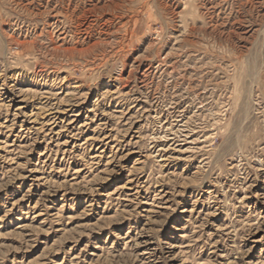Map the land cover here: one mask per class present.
<instances>
[{
    "label": "rangeland",
    "instance_id": "374dc122",
    "mask_svg": "<svg viewBox=\"0 0 264 264\" xmlns=\"http://www.w3.org/2000/svg\"><path fill=\"white\" fill-rule=\"evenodd\" d=\"M0 264H264V0H0Z\"/></svg>",
    "mask_w": 264,
    "mask_h": 264
},
{
    "label": "bare ground",
    "instance_id": "6f19581e",
    "mask_svg": "<svg viewBox=\"0 0 264 264\" xmlns=\"http://www.w3.org/2000/svg\"><path fill=\"white\" fill-rule=\"evenodd\" d=\"M56 30V29H55ZM65 30V29H64ZM69 32V31H68ZM72 34V33H71ZM53 36V35H52ZM50 37V36H49ZM53 39V38H52ZM34 44V43H33ZM54 49V48H53ZM66 52H68V51H66ZM65 53V52H64ZM49 54V53H48ZM52 55V54H51ZM66 55V54H65ZM73 56V55H72ZM71 57V56H70ZM58 58V57H57ZM67 58V57H66ZM160 64H162V63H160ZM165 67V66H164ZM167 67V66H166ZM145 72V71H144ZM149 76V75H148ZM146 78V77H145ZM142 88V87H141ZM61 113V112H60ZM63 113V112H62ZM65 113V112H64Z\"/></svg>",
    "mask_w": 264,
    "mask_h": 264
}]
</instances>
